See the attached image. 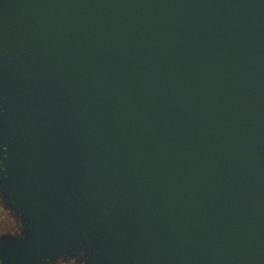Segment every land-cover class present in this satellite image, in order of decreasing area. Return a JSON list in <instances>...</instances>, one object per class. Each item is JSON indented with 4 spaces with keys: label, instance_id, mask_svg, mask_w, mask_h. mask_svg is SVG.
<instances>
[{
    "label": "water",
    "instance_id": "95a60500",
    "mask_svg": "<svg viewBox=\"0 0 264 264\" xmlns=\"http://www.w3.org/2000/svg\"><path fill=\"white\" fill-rule=\"evenodd\" d=\"M0 199V264H264V0H0Z\"/></svg>",
    "mask_w": 264,
    "mask_h": 264
},
{
    "label": "rangeland",
    "instance_id": "374dc122",
    "mask_svg": "<svg viewBox=\"0 0 264 264\" xmlns=\"http://www.w3.org/2000/svg\"><path fill=\"white\" fill-rule=\"evenodd\" d=\"M19 220L11 212V210L5 206L3 201L0 199V237L9 234L12 227L17 228ZM13 232V231H12ZM10 232V233H12ZM20 232V228L18 230ZM75 264V261H72ZM56 264H64V262H59Z\"/></svg>",
    "mask_w": 264,
    "mask_h": 264
},
{
    "label": "flooded vegetation",
    "instance_id": "af4514ba",
    "mask_svg": "<svg viewBox=\"0 0 264 264\" xmlns=\"http://www.w3.org/2000/svg\"><path fill=\"white\" fill-rule=\"evenodd\" d=\"M16 218H17L18 220L20 219V218H18V217H16ZM19 228H20V232H18ZM23 229H24V227H23V222L21 223V226H20V224L18 223L17 228L12 227L11 230H10V232H12V231H13V232H12V233L9 232V234H11V235H7V236H10V237H19L20 234H21V232L23 231Z\"/></svg>",
    "mask_w": 264,
    "mask_h": 264
},
{
    "label": "trees",
    "instance_id": "16d2710c",
    "mask_svg": "<svg viewBox=\"0 0 264 264\" xmlns=\"http://www.w3.org/2000/svg\"><path fill=\"white\" fill-rule=\"evenodd\" d=\"M19 224H20V226H21L20 221H19ZM75 262H76L75 264H81V262H77V261H75ZM64 264H73V262H72V260H65V261H64Z\"/></svg>",
    "mask_w": 264,
    "mask_h": 264
}]
</instances>
